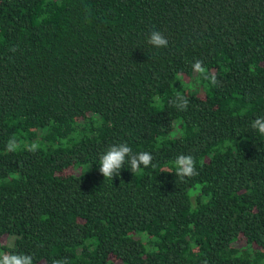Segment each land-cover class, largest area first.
I'll return each mask as SVG.
<instances>
[{
    "label": "trees",
    "instance_id": "obj_1",
    "mask_svg": "<svg viewBox=\"0 0 264 264\" xmlns=\"http://www.w3.org/2000/svg\"><path fill=\"white\" fill-rule=\"evenodd\" d=\"M258 117L264 0H0V252L264 264ZM118 143L152 164L105 179L99 158ZM181 154L197 175L176 176Z\"/></svg>",
    "mask_w": 264,
    "mask_h": 264
},
{
    "label": "clouds",
    "instance_id": "obj_2",
    "mask_svg": "<svg viewBox=\"0 0 264 264\" xmlns=\"http://www.w3.org/2000/svg\"><path fill=\"white\" fill-rule=\"evenodd\" d=\"M148 43L154 47H166L168 41L162 33L153 31L148 38ZM192 69L194 73H199L200 77L208 81L209 85L216 84V77L210 76L208 70L203 67V62L197 60ZM174 104L178 109H185L188 100L184 95L177 94ZM252 128L259 134L264 136V117H258L252 122ZM13 141L9 142L8 149L13 150ZM35 148V146H33ZM99 171L106 178H114L120 174V170L127 163L131 172L141 170V166L148 167L152 164L153 156L149 152L134 153L127 143L113 144L100 156ZM176 176L183 179L185 177H193L197 175L195 160L190 155L181 154L174 161ZM0 264H33V259L26 254H12L8 252H0ZM53 264H66L65 261H53Z\"/></svg>",
    "mask_w": 264,
    "mask_h": 264
},
{
    "label": "rangeland",
    "instance_id": "obj_3",
    "mask_svg": "<svg viewBox=\"0 0 264 264\" xmlns=\"http://www.w3.org/2000/svg\"><path fill=\"white\" fill-rule=\"evenodd\" d=\"M74 174H79L81 170H73ZM15 238L13 237H4L1 239V243L6 244L8 246H13Z\"/></svg>",
    "mask_w": 264,
    "mask_h": 264
}]
</instances>
